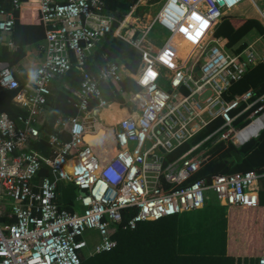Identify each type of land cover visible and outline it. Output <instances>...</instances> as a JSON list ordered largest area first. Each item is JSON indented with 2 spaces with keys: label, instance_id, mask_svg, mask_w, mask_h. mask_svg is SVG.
<instances>
[{
  "label": "built area",
  "instance_id": "built-area-1",
  "mask_svg": "<svg viewBox=\"0 0 264 264\" xmlns=\"http://www.w3.org/2000/svg\"><path fill=\"white\" fill-rule=\"evenodd\" d=\"M161 1L154 21L145 26L132 21L140 0L114 32L141 53L139 71L132 74L123 64L110 62L93 76L86 71L87 57L112 32L115 21L104 12L106 0H29L46 27L45 57L24 84L8 63L0 62V87L16 90L14 102L27 113L16 120L0 113V218L14 219L0 223V264H81L84 251L90 257L110 252L118 245L112 235L122 227L124 210L132 213L124 228L135 230L142 222L202 210L213 200L224 207L260 206L264 174L252 170L196 178L207 159L192 156L207 144L245 145L251 139L239 142L238 132L254 122L261 120L258 133L264 129V95L254 98L249 90L228 99L234 84L264 65V53L254 44L231 49L228 39L216 34L219 24L245 2L260 9L257 0ZM22 8L20 0H12L11 9L0 2V41L9 38L10 46ZM259 11L264 26V11ZM159 25L170 31L160 48L149 41ZM73 68L83 78L80 87L63 85L78 114L57 121L47 139L53 156L47 158L32 150L31 141L40 138L37 125L54 81ZM125 77L141 90L131 93L124 105L111 103L103 84ZM113 104L125 114L110 124L103 112ZM246 113L243 122L248 124L239 129L236 123ZM219 118L222 126L187 153L171 158ZM99 124L114 130L116 152L110 159L84 141L97 133ZM64 134L69 141L63 140ZM45 164L50 175L39 180ZM61 183L85 193L78 198L83 211L60 203ZM90 231L100 238L91 251L85 238Z\"/></svg>",
  "mask_w": 264,
  "mask_h": 264
},
{
  "label": "trees",
  "instance_id": "trees-1",
  "mask_svg": "<svg viewBox=\"0 0 264 264\" xmlns=\"http://www.w3.org/2000/svg\"><path fill=\"white\" fill-rule=\"evenodd\" d=\"M20 1L24 5L26 0ZM139 1L106 0L104 12L112 15L115 21L112 32L87 57L86 71L88 73L98 76L101 70L105 69L110 62L123 64L125 69L132 74H136L139 71L142 59L141 53L129 43L114 35V32L125 21L132 7ZM130 27L128 25L125 31ZM253 31H257L264 38V26L260 21L249 19L239 23L235 22L234 17L228 16L219 24L216 34L228 39L229 48L233 49L240 46L239 50H242L245 48V44H241L242 41ZM45 37L46 27L44 24H22L17 17L13 35L15 50L10 52L7 49V53H11L9 59L11 61L8 64L11 66L21 61L26 54L25 47L39 43ZM73 61L75 62L74 58ZM82 80V76L77 72L76 68H73L63 77L54 81L52 93L46 105L45 119L37 125L40 131V138L31 141L32 150L39 152L44 157L52 158V151L48 146L47 139L54 132L55 124L59 119L65 120L78 114L74 98L63 84L67 83L73 88L78 89ZM103 85L106 89V98L111 103H121L123 105L128 101L131 93L141 90L136 81L130 77H125L121 82H110ZM249 90H253L254 98L264 95V65L254 67L242 81L234 84L231 89L232 96L228 99L230 100L235 95L243 94ZM16 94V90L0 87V113H6L13 120L22 116L26 117L27 115L14 102ZM116 106L118 105L113 104L111 107ZM243 107L234 111V114L241 111ZM249 113L244 114L237 121L236 125L239 129H243L248 124V122H243V120ZM124 114L123 110V116ZM222 124V119H217L196 135L191 142L183 145L171 155V158H177L187 153L192 146L199 144L209 134L222 126ZM62 138L64 141L70 140L68 134H64ZM257 143L260 144L255 148ZM204 147L208 148L210 160L202 166L196 178L213 174L230 175L249 170H255L260 174H264V130L257 140L252 139L239 149L234 144L225 142H221L215 146L207 144ZM106 154L109 155L108 152ZM49 175L50 167L45 164L40 171L39 180ZM259 185L260 206L264 207V177L260 179ZM71 205L72 203H69L65 207L73 209ZM131 216L132 213L129 210L123 211L124 219L122 227L112 235L113 239L118 243L114 250L99 253L91 257L82 252L80 254L81 264H232V259L228 254H219V252L223 253V250H204L198 248L197 244H195L197 242L195 233L180 230L183 228V224L178 217L179 215L163 218L155 222L139 223L135 230L125 229L124 227ZM12 222H14V219L0 218V223ZM247 261L249 260L245 259L243 263L240 262L239 264H258L259 259L252 258L250 259L251 262Z\"/></svg>",
  "mask_w": 264,
  "mask_h": 264
},
{
  "label": "crops",
  "instance_id": "crops-1",
  "mask_svg": "<svg viewBox=\"0 0 264 264\" xmlns=\"http://www.w3.org/2000/svg\"><path fill=\"white\" fill-rule=\"evenodd\" d=\"M0 2L4 7L11 9L12 0H0ZM23 6L24 8L16 15V22L18 17L22 24L42 23L36 5L26 0ZM11 41L13 42V38ZM45 45V39L39 43L28 45L25 47L26 54L23 59L11 65L12 71L21 83L28 82L40 67L45 57ZM14 47V44L10 46L9 38L0 41V62L9 63L11 61L9 60L11 53L8 54L7 49L13 52ZM45 114L42 116L41 123L45 119ZM263 130L248 139L257 140ZM257 135L258 137H256ZM242 141L239 140V142ZM241 147H237V149ZM59 193V201L63 206L72 203V208H79L78 198L81 193L75 187L61 183L59 184ZM178 217L183 220V228L180 230L195 233L197 239L195 244L198 248L223 250V253L219 252V254H228L232 259V264L243 263L245 259L249 260L247 262H251L252 258L260 260L264 257V207L253 209L224 207L213 200L202 210L184 213Z\"/></svg>",
  "mask_w": 264,
  "mask_h": 264
},
{
  "label": "rangeland",
  "instance_id": "rangeland-1",
  "mask_svg": "<svg viewBox=\"0 0 264 264\" xmlns=\"http://www.w3.org/2000/svg\"><path fill=\"white\" fill-rule=\"evenodd\" d=\"M157 1L158 0H149L148 2L145 3V0H141L142 4L137 9L136 13H134L132 21L139 20L142 26H145L148 22L154 21L155 18L158 16L159 12L161 11L163 5V1L161 0L158 2ZM257 3L260 9L257 8L251 1H247L242 6L231 12L228 16L234 17L235 22H239V23L249 19H256L262 23L261 13L259 10L264 11V0H257ZM132 21L130 22V26L133 23ZM131 28L132 27L127 29L126 32L128 33L131 30ZM169 34L170 31L168 29L160 25L155 26L153 30L150 32L149 41L152 45L160 48L163 46L164 42L168 39ZM241 44L242 45L245 44V47H247L250 44H254L255 47H257L261 51L262 54L264 53V38L257 31H253L252 33H250V35H248L244 39V41H242ZM184 48L186 50H189L190 47L187 44H184ZM192 156L193 157L199 156L202 158H206L207 162L210 160V153L208 152V148L204 146L201 147L199 150L195 151L192 154ZM78 209L83 211L81 206H79ZM181 221L183 222V220ZM85 238L90 242L89 251H91L94 248V246L99 243L100 240L98 233L93 231L88 232ZM84 253L88 254V252L86 251H84Z\"/></svg>",
  "mask_w": 264,
  "mask_h": 264
},
{
  "label": "bare ground",
  "instance_id": "bare-ground-1",
  "mask_svg": "<svg viewBox=\"0 0 264 264\" xmlns=\"http://www.w3.org/2000/svg\"><path fill=\"white\" fill-rule=\"evenodd\" d=\"M103 118L107 120L110 124H115L119 122L123 118V110H120L118 106L116 108L111 107L110 109H107L103 112ZM262 127L261 120L258 122H254L252 125L247 127L243 132H238V141H244L250 138L251 136H255L258 134V131ZM110 136V135H108ZM109 138L106 139V141H103L100 143L96 149L101 151H107L109 153L108 158L110 159L116 152L114 143L111 141H107ZM106 152V153H107Z\"/></svg>",
  "mask_w": 264,
  "mask_h": 264
},
{
  "label": "water",
  "instance_id": "water-1",
  "mask_svg": "<svg viewBox=\"0 0 264 264\" xmlns=\"http://www.w3.org/2000/svg\"><path fill=\"white\" fill-rule=\"evenodd\" d=\"M138 35H139V33L137 32L134 36V40L138 37ZM108 135H110V136H108ZM107 138H109L107 141H113V138H114L113 128H107V127L99 124L97 133L93 134V135L92 134L86 135L84 137V141L87 145H89L91 147H97L100 143H102L103 141H106ZM258 145H259V143H257L255 148H257ZM238 159H240V158H238ZM81 195L85 196V193L81 192Z\"/></svg>",
  "mask_w": 264,
  "mask_h": 264
},
{
  "label": "clouds",
  "instance_id": "clouds-1",
  "mask_svg": "<svg viewBox=\"0 0 264 264\" xmlns=\"http://www.w3.org/2000/svg\"><path fill=\"white\" fill-rule=\"evenodd\" d=\"M252 140V139H251ZM249 142V141H248Z\"/></svg>",
  "mask_w": 264,
  "mask_h": 264
}]
</instances>
